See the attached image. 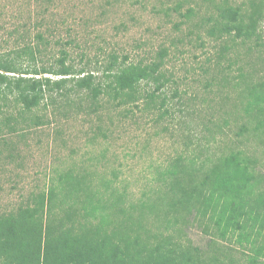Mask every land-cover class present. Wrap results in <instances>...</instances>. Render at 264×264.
<instances>
[{
    "label": "trees",
    "instance_id": "16d2710c",
    "mask_svg": "<svg viewBox=\"0 0 264 264\" xmlns=\"http://www.w3.org/2000/svg\"><path fill=\"white\" fill-rule=\"evenodd\" d=\"M203 1L214 14L193 21L195 30L189 28L188 35L194 34L197 46L209 54L196 64L199 71L193 72L191 80L201 82L208 92L215 91L221 107L233 99L232 109H223L219 119L200 121L201 128L189 126L183 148L155 166L154 188L136 199L129 197L125 185L115 183L116 169L109 177L74 165L56 172L44 190L31 194L14 210L0 213V264H264V172L256 168L258 158L252 152L232 142L219 145L230 130L235 138H252L264 150V74L250 68L235 48L247 43L245 54L256 49L264 65V31L259 30L264 0ZM181 7L180 2L172 7L184 18L173 23L174 29L195 13V6L184 11ZM38 22H43L42 17L35 28ZM19 36L17 47L0 53V98L7 104L11 96L17 106L0 119V126L8 131L17 129L20 118L34 127L44 124V115L34 112L42 100L44 107L52 105L64 116L67 112L59 107H73L72 101L76 115L88 116L89 122L94 115L97 124L89 127L93 138L105 135L99 121L106 104L120 108L122 120L134 107L147 115L154 113L157 121L173 116L162 91L178 81L165 65L175 57L170 47H177L183 37L172 38L170 47L160 45L146 60L108 51L100 70L96 55L90 57L83 50L78 54L80 63L72 61L71 52L81 45L71 33L65 40L50 39L41 31L32 40L28 34ZM206 46L214 52L210 54ZM54 47L57 57L43 65L42 56ZM23 57L28 60L25 65ZM184 68L188 73L189 68ZM98 69L101 76L96 74ZM149 83L150 90L145 88ZM197 92H181L177 86L172 92L181 103L179 112L188 110L190 118L199 113ZM201 100L210 104L212 99ZM231 122L236 130L229 128ZM191 226L209 236V245L218 240L229 246L221 251L199 250L185 236L184 229Z\"/></svg>",
    "mask_w": 264,
    "mask_h": 264
},
{
    "label": "rangeland",
    "instance_id": "374dc122",
    "mask_svg": "<svg viewBox=\"0 0 264 264\" xmlns=\"http://www.w3.org/2000/svg\"><path fill=\"white\" fill-rule=\"evenodd\" d=\"M106 1L110 3L106 4ZM230 1L240 3L243 0ZM178 2L182 5L181 11L189 5L195 6L196 9L188 22L181 24L179 29H174L173 23L184 19L172 9ZM199 5L202 7L198 11ZM168 7L171 9H167ZM211 13L214 14V9L207 8L203 0H0V53L18 46L19 33H23L24 36L30 35L31 40L36 31L43 32L53 40H65L68 33H71L81 45V48L71 52L72 61L75 64L80 63L78 54L83 50L90 57L96 55L98 61L93 60V63L95 62L100 69L102 57L104 60L108 51L128 53L132 60L141 57L146 60L160 45L170 47L172 38H184L176 44L178 48L170 47L175 49V53L173 52L175 57L165 65L167 70H173L174 78L178 81L177 85L169 83L162 91L169 100L173 116L165 115L157 121L154 113L147 115L146 112H139L134 107L133 113H128L122 120L120 108L114 110L115 108L106 104L100 110L102 116L99 121L105 135L97 134L93 138V130L89 127L95 128L97 124L94 115H90V119H93L90 122L88 116L76 115L72 101L70 104L73 107L64 109L59 107L61 112H67L68 116H64L52 105L44 107L42 100L34 112L44 115L46 121L44 124L34 127L28 125L27 119L20 118L22 121L15 125L17 129L14 131H8L6 127L0 126L3 127L0 131V213L14 210L28 196L44 190L56 172L72 165L85 168L87 171L95 169L98 174L104 172L107 177L112 169H116L115 183L125 185L131 199H136L144 190L154 188L155 166L164 163L183 148V143L187 141L186 137L191 131L189 126L194 130L201 128L200 121L213 117L219 119L223 115V109L227 110L230 107L232 109L233 99L221 107L216 102L219 97L215 91L208 92L203 89L201 82L191 80L195 77L193 72L199 71L195 67L209 52L205 53L197 46L195 35H188V30L194 29L191 26L193 21H198L202 15ZM41 17L43 22L36 23L39 26L35 28L34 23L40 21ZM22 25H26V28ZM46 27L49 32L45 30ZM259 30L264 31V23ZM135 44L139 47L136 48ZM235 48L243 54L244 61L250 62V68L264 74V65L257 59L259 51L256 53V49H253L245 54L248 49L247 43H239ZM205 49L210 51V54L215 50L209 46ZM50 50L51 52L46 51L42 56L41 62L45 66L58 55L57 47ZM21 62L25 65L28 60L23 57ZM95 64H90V67L98 68ZM184 67L189 68L188 73ZM234 67L232 74L236 75L237 70ZM100 70L98 73L95 72L98 76H101ZM200 79L202 80V76ZM151 85L149 83L145 88L150 90ZM175 86L179 87L181 92L184 89L198 91L196 107L200 109L192 118L187 113L188 110L179 112L181 103L172 96ZM226 89L228 90L224 88V91ZM204 96L206 100L212 99L208 101L210 104L201 100ZM182 97L185 99V95ZM11 99L12 97L8 96L7 104H3L0 98L1 120L4 114L15 112L17 106H13ZM188 120L193 121L188 123ZM229 128L236 130L237 126L231 122ZM226 133L225 139H222L219 145L224 141L228 144L232 142L252 152L258 158L256 168L264 172L263 146L254 142L252 138L247 141H244L243 137L235 138L230 130ZM241 140L244 144L240 142ZM184 231L192 246L199 247L201 251L206 252L210 247L221 251V248L229 246L218 240L216 244L209 245V236L194 226L187 227ZM232 253L238 256V251Z\"/></svg>",
    "mask_w": 264,
    "mask_h": 264
}]
</instances>
